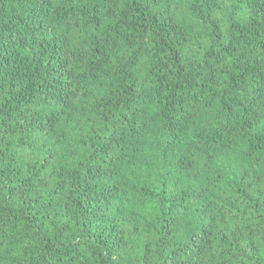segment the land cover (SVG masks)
Instances as JSON below:
<instances>
[{
	"label": "trees",
	"instance_id": "trees-1",
	"mask_svg": "<svg viewBox=\"0 0 264 264\" xmlns=\"http://www.w3.org/2000/svg\"><path fill=\"white\" fill-rule=\"evenodd\" d=\"M0 264H264V0H0Z\"/></svg>",
	"mask_w": 264,
	"mask_h": 264
}]
</instances>
